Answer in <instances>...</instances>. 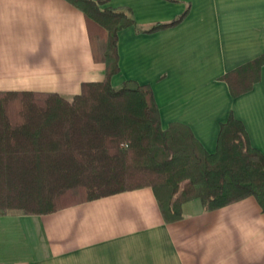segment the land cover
I'll return each mask as SVG.
<instances>
[{
  "label": "crops",
  "instance_id": "crops-1",
  "mask_svg": "<svg viewBox=\"0 0 264 264\" xmlns=\"http://www.w3.org/2000/svg\"><path fill=\"white\" fill-rule=\"evenodd\" d=\"M93 1L136 21L119 33L115 89L150 85L162 128L187 126L209 153L232 115L264 154V66L238 97L222 80L264 55V0ZM185 13L173 27L145 32ZM101 54L84 12L68 0H0V93L72 100L84 83L105 80ZM0 264H264V212L253 196L216 210L196 199L168 223L150 187L49 214L10 212L0 216Z\"/></svg>",
  "mask_w": 264,
  "mask_h": 264
},
{
  "label": "trees",
  "instance_id": "trees-1",
  "mask_svg": "<svg viewBox=\"0 0 264 264\" xmlns=\"http://www.w3.org/2000/svg\"><path fill=\"white\" fill-rule=\"evenodd\" d=\"M86 17L94 50L105 45L103 82L82 85L67 100L57 93H0V216L43 215L126 191L153 189L168 223L183 205L199 199L216 210L253 196L264 212V154L252 147L244 124L231 115L217 150L209 153L179 123L164 130L150 85L120 73L119 33L136 26L126 11L102 9L93 0H68ZM186 13L146 33L179 24ZM97 55V54H96ZM264 55L222 77L233 97L260 81Z\"/></svg>",
  "mask_w": 264,
  "mask_h": 264
},
{
  "label": "rangeland",
  "instance_id": "rangeland-1",
  "mask_svg": "<svg viewBox=\"0 0 264 264\" xmlns=\"http://www.w3.org/2000/svg\"><path fill=\"white\" fill-rule=\"evenodd\" d=\"M198 5H208V0H203L202 2L198 3ZM105 45L104 44H101V52L104 53L105 51ZM99 51H100V48H99ZM17 212V211H15Z\"/></svg>",
  "mask_w": 264,
  "mask_h": 264
}]
</instances>
